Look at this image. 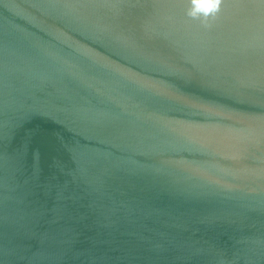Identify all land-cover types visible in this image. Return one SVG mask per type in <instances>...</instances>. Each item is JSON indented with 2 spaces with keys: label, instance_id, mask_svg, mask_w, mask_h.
Instances as JSON below:
<instances>
[{
  "label": "water",
  "instance_id": "obj_1",
  "mask_svg": "<svg viewBox=\"0 0 264 264\" xmlns=\"http://www.w3.org/2000/svg\"><path fill=\"white\" fill-rule=\"evenodd\" d=\"M0 0V264H264V0Z\"/></svg>",
  "mask_w": 264,
  "mask_h": 264
},
{
  "label": "clouds",
  "instance_id": "obj_2",
  "mask_svg": "<svg viewBox=\"0 0 264 264\" xmlns=\"http://www.w3.org/2000/svg\"><path fill=\"white\" fill-rule=\"evenodd\" d=\"M222 0H190L187 15L191 18L203 17L205 21L220 11Z\"/></svg>",
  "mask_w": 264,
  "mask_h": 264
}]
</instances>
